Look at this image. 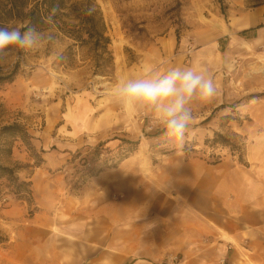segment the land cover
Listing matches in <instances>:
<instances>
[{
  "label": "rangeland",
  "instance_id": "1",
  "mask_svg": "<svg viewBox=\"0 0 264 264\" xmlns=\"http://www.w3.org/2000/svg\"><path fill=\"white\" fill-rule=\"evenodd\" d=\"M94 1L112 57L102 74H93L87 47L69 49L72 40L53 29L37 30L31 51H13L0 62V165L20 167L17 176L26 181L34 157L42 158L41 149L64 150L70 159L65 176L72 187L81 188L113 168L111 175L120 173L125 182L136 174L148 177L172 157L242 163L263 136L264 33L252 38L256 27L245 39H224L220 29L238 10L264 11V0ZM5 25L22 28L13 19ZM172 66L206 70L217 85L212 100L193 105L194 120L182 142L156 134L160 129L149 114L123 107L109 94L110 86L122 78ZM108 119L114 124L108 126ZM12 125L29 136L33 151L27 150L24 134L1 133ZM214 133L230 146L214 141ZM11 191L0 178V264H20L15 258L20 260L21 250L14 252L7 244L9 239L13 244L19 229L6 224L3 212L17 200ZM21 197L29 215L32 197Z\"/></svg>",
  "mask_w": 264,
  "mask_h": 264
},
{
  "label": "crops",
  "instance_id": "2",
  "mask_svg": "<svg viewBox=\"0 0 264 264\" xmlns=\"http://www.w3.org/2000/svg\"><path fill=\"white\" fill-rule=\"evenodd\" d=\"M238 11L220 38L264 33L263 10ZM262 131L242 163L172 157L148 177L125 182L113 168L81 188L65 176L66 151L41 149L24 178L31 213L20 200L3 211L19 229L7 244L20 264H264V122Z\"/></svg>",
  "mask_w": 264,
  "mask_h": 264
},
{
  "label": "clouds",
  "instance_id": "3",
  "mask_svg": "<svg viewBox=\"0 0 264 264\" xmlns=\"http://www.w3.org/2000/svg\"><path fill=\"white\" fill-rule=\"evenodd\" d=\"M91 11L86 10L87 14ZM38 38L34 26H0V62L13 51H31ZM216 93L212 75L195 66H172L163 71L152 67L141 75L118 80L109 89L115 103L149 114L163 137L177 142L183 141L194 120L193 105L212 100Z\"/></svg>",
  "mask_w": 264,
  "mask_h": 264
},
{
  "label": "trees",
  "instance_id": "4",
  "mask_svg": "<svg viewBox=\"0 0 264 264\" xmlns=\"http://www.w3.org/2000/svg\"><path fill=\"white\" fill-rule=\"evenodd\" d=\"M87 9H92L90 14H87ZM49 17L51 20L45 23ZM10 19L20 21L22 28L34 26L36 30H56L72 40L73 44L68 47L69 49L73 46L87 47L92 53L90 62L93 74H102L112 61L108 50L110 39L106 35L102 13L94 0H81L73 3L69 0H0V26L5 25V22ZM1 133L24 134L27 150L33 151L29 136L23 133L18 126L4 127ZM160 133H162L161 130L156 134ZM214 141L227 147L230 146L228 140L219 133H214ZM98 149L97 146L93 150ZM34 162L38 166L42 158L34 157ZM216 163L218 162L214 164ZM19 170L20 167L0 165V178L5 179L12 189L11 194L15 195L17 200H23L21 197L23 194L31 196V189L29 181L21 180L17 176Z\"/></svg>",
  "mask_w": 264,
  "mask_h": 264
},
{
  "label": "built area",
  "instance_id": "5",
  "mask_svg": "<svg viewBox=\"0 0 264 264\" xmlns=\"http://www.w3.org/2000/svg\"><path fill=\"white\" fill-rule=\"evenodd\" d=\"M176 262H177V259L176 258H172V259H170V260H168V261H166V262H164L162 264H175Z\"/></svg>",
  "mask_w": 264,
  "mask_h": 264
}]
</instances>
